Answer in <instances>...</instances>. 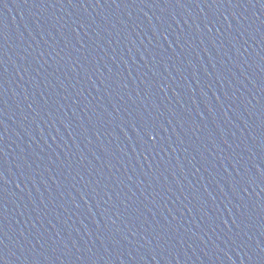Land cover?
Instances as JSON below:
<instances>
[{
  "label": "water",
  "instance_id": "1",
  "mask_svg": "<svg viewBox=\"0 0 264 264\" xmlns=\"http://www.w3.org/2000/svg\"><path fill=\"white\" fill-rule=\"evenodd\" d=\"M0 264H264V0H0Z\"/></svg>",
  "mask_w": 264,
  "mask_h": 264
}]
</instances>
